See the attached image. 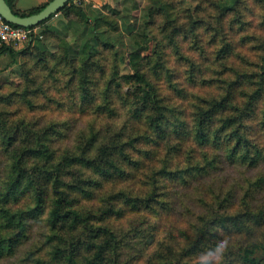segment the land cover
I'll return each instance as SVG.
<instances>
[{"label":"trees","instance_id":"trees-1","mask_svg":"<svg viewBox=\"0 0 264 264\" xmlns=\"http://www.w3.org/2000/svg\"><path fill=\"white\" fill-rule=\"evenodd\" d=\"M145 2L0 47V264H264V0Z\"/></svg>","mask_w":264,"mask_h":264},{"label":"rangeland","instance_id":"rangeland-1","mask_svg":"<svg viewBox=\"0 0 264 264\" xmlns=\"http://www.w3.org/2000/svg\"><path fill=\"white\" fill-rule=\"evenodd\" d=\"M93 3H96V7H92V4L89 3L86 5V9L89 11L90 15L100 14L107 12H112L116 15L120 30L118 33H110V40L114 42L115 46L119 50L120 55H125L131 48L134 47V43L131 39L132 32H140L142 21L144 19V7L146 5L145 0H133L130 4H128V0H90ZM189 5L193 6L195 4L194 0H186ZM107 7V9L105 8ZM91 9V10H90ZM67 21L61 16H54L48 23L47 26L52 28L53 30H57L58 33L62 37H66V39L72 42L76 38L75 32H77L75 26L72 24L66 30L65 26ZM37 31L41 30V28H36ZM27 44V43H26ZM24 44V45H26ZM32 45H39L42 48H47L50 50H54L56 46L55 38H41L40 42L36 40L32 41ZM124 67L121 68L123 70ZM12 81H19L18 70L14 72Z\"/></svg>","mask_w":264,"mask_h":264},{"label":"water","instance_id":"water-1","mask_svg":"<svg viewBox=\"0 0 264 264\" xmlns=\"http://www.w3.org/2000/svg\"><path fill=\"white\" fill-rule=\"evenodd\" d=\"M69 0H51L38 13L31 16H18L6 4L5 0H0V16L8 23L19 27H34L40 22L55 15Z\"/></svg>","mask_w":264,"mask_h":264},{"label":"built area","instance_id":"built-area-1","mask_svg":"<svg viewBox=\"0 0 264 264\" xmlns=\"http://www.w3.org/2000/svg\"><path fill=\"white\" fill-rule=\"evenodd\" d=\"M72 1L81 3L84 0ZM36 34V28L13 26L0 16V47L3 45L18 47L28 43Z\"/></svg>","mask_w":264,"mask_h":264},{"label":"crops","instance_id":"crops-1","mask_svg":"<svg viewBox=\"0 0 264 264\" xmlns=\"http://www.w3.org/2000/svg\"><path fill=\"white\" fill-rule=\"evenodd\" d=\"M14 1H15V7L17 9L26 10L30 7L42 4L46 2L47 0H14ZM84 1H85V5H88L89 3H91L92 7L97 6L96 3H93L90 0H84ZM107 1L110 2V0H107ZM57 15H54V16H57ZM11 62H12V58L7 52L0 54V81L11 79L14 72H16V65L12 64Z\"/></svg>","mask_w":264,"mask_h":264},{"label":"clouds","instance_id":"clouds-1","mask_svg":"<svg viewBox=\"0 0 264 264\" xmlns=\"http://www.w3.org/2000/svg\"><path fill=\"white\" fill-rule=\"evenodd\" d=\"M218 251H219V249H218Z\"/></svg>","mask_w":264,"mask_h":264}]
</instances>
